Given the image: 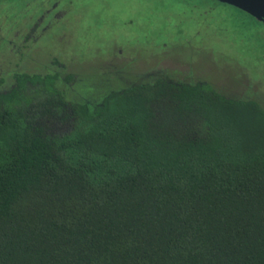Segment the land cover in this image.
<instances>
[{"label":"trees","instance_id":"1","mask_svg":"<svg viewBox=\"0 0 264 264\" xmlns=\"http://www.w3.org/2000/svg\"><path fill=\"white\" fill-rule=\"evenodd\" d=\"M16 80L0 92V264H264L263 104L157 76L71 102L56 134L36 107L60 113L70 78Z\"/></svg>","mask_w":264,"mask_h":264},{"label":"rangeland","instance_id":"2","mask_svg":"<svg viewBox=\"0 0 264 264\" xmlns=\"http://www.w3.org/2000/svg\"><path fill=\"white\" fill-rule=\"evenodd\" d=\"M53 2L57 8H48ZM29 26L9 55L5 40ZM30 55L19 69L65 64L75 73L59 85L65 100L88 108L157 76L264 102V23L215 0H0V64ZM36 108L34 122L50 133L71 129L67 104L55 114Z\"/></svg>","mask_w":264,"mask_h":264},{"label":"flooded vegetation","instance_id":"3","mask_svg":"<svg viewBox=\"0 0 264 264\" xmlns=\"http://www.w3.org/2000/svg\"><path fill=\"white\" fill-rule=\"evenodd\" d=\"M218 2V1H216ZM57 3L53 2L50 7L48 8H57ZM55 8V9H56ZM37 18V17H36ZM33 24V23H31ZM31 33V30H30V26L25 29L23 32L21 31H15L13 33L12 36H10L9 39H6L5 40V44L4 46L8 47V54L9 55H13L15 52H16V49L18 48L17 46L13 45V41L15 39H18L19 37L21 39H23L24 37H29ZM20 39V40H21ZM19 49V48H18ZM8 57V56H7ZM31 57V55L29 57H19L18 59H15L14 57L10 56L9 58H7L5 60V62L3 64H0V92H6L7 90H9L10 88H13L16 84V78L20 75V74H40V75H43L45 76L46 74H55L57 75L60 79H64L69 77L70 80L69 81H66L67 84H70L72 83V81H74L75 79V73L72 72V71H69V72H66V65L59 62L57 63V66L58 68H53L52 66H49L48 69H45L46 71L44 73H37V72H30V71H25L24 69H19L20 66H22L21 64L23 62H26L28 61V59ZM28 58V59H27ZM51 65V64H50ZM63 66V67H62ZM61 67L63 69H61ZM199 82V81H198ZM28 87V89H33V88H40L41 87V84H38V83H30V82H27L26 84ZM36 86V87H35ZM249 99H252V100H256L258 101L260 104H263L264 105V102L260 101L259 99L260 98H249ZM67 105H71V102L69 101L67 103ZM66 106V105H64Z\"/></svg>","mask_w":264,"mask_h":264},{"label":"water","instance_id":"4","mask_svg":"<svg viewBox=\"0 0 264 264\" xmlns=\"http://www.w3.org/2000/svg\"><path fill=\"white\" fill-rule=\"evenodd\" d=\"M234 6L264 23V0H215Z\"/></svg>","mask_w":264,"mask_h":264}]
</instances>
